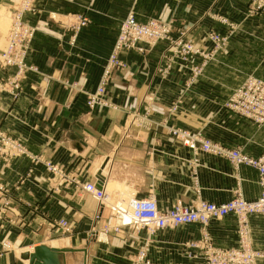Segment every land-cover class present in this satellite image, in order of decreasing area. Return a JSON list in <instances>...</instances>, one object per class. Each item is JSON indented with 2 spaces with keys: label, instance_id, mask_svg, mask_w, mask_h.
Returning <instances> with one entry per match:
<instances>
[{
  "label": "crops",
  "instance_id": "obj_1",
  "mask_svg": "<svg viewBox=\"0 0 264 264\" xmlns=\"http://www.w3.org/2000/svg\"><path fill=\"white\" fill-rule=\"evenodd\" d=\"M18 1L0 0V49L5 42L2 11ZM246 2L37 0V10L27 13L25 19L37 27L27 62L38 71L26 73L17 98L0 92V130L20 139L41 161L0 158V182L4 186L0 199L5 196L10 201L0 228V264H28L20 254L42 244L69 249L64 254L65 264H131L146 231L126 229L109 240L92 239L93 217L100 205L80 184L95 182L114 201L153 193L160 209L196 199L188 165L195 157L192 150L179 140L165 138L164 133L145 132V128L129 124V114L144 111L147 106L159 120L170 105L182 98V106L173 112L175 116H188V125L182 127L192 131L201 127L206 136L229 147L236 146V140L229 138L230 131L235 130L241 138L251 139L252 143L245 146L246 153H263L264 126L258 128L251 120L222 107L230 94L229 86L233 90L251 73L264 79V13L245 18ZM211 9L219 16L238 20V26L231 32V27L208 13ZM131 10L142 22L151 18L172 20L179 31H187L188 39L206 49L212 47L205 36L213 27L223 34L231 32V36L215 62L211 61L203 76L188 89L185 85L191 72L184 66L175 64L166 76L158 72L165 63V44L145 53L122 51L124 67L114 72L105 92L113 107L89 110L88 93L99 86L121 23ZM51 11L88 14L91 23L71 43L73 32L54 21ZM15 71L0 68V75ZM230 71L234 74L231 80ZM212 83L220 89L207 90V84ZM195 116L211 120L200 122L198 127ZM175 124L181 126L178 121ZM198 157L203 163L200 185L204 199L223 203L232 199L237 190L250 201L261 195L255 168L245 164L236 167L226 157L209 153ZM42 160L65 169L72 181L59 184ZM61 219L73 226V232L67 234L58 226ZM249 226L254 248L264 250V215H252ZM208 229L216 245L235 246L238 242L233 215L212 220ZM201 231V225L194 223L159 230L147 250L151 264L196 261L187 253L198 255L197 261H201L202 252L187 247L201 237ZM5 241L20 247V252L4 251ZM257 264H264V258Z\"/></svg>",
  "mask_w": 264,
  "mask_h": 264
},
{
  "label": "built area",
  "instance_id": "obj_2",
  "mask_svg": "<svg viewBox=\"0 0 264 264\" xmlns=\"http://www.w3.org/2000/svg\"><path fill=\"white\" fill-rule=\"evenodd\" d=\"M35 0H21L18 10L11 13V24L8 34V45L5 51L0 55V59L9 64L16 65L23 70L25 59L31 41L35 35V27L24 21L23 15L25 12L32 11ZM259 8L264 9V0H258ZM56 17V13H52ZM90 19L87 16H75L71 25L78 32L81 28L89 25ZM172 30V25L166 21L151 19L146 22H141L137 18L135 11H130L122 21L118 37L114 49L107 62L105 72L100 80V84L96 93L91 95L89 105L95 107L97 105H108L103 99L106 91V86L111 76V71L114 67L124 66L119 59V53L123 49L138 50L140 52L147 51V45H155L159 40L169 38ZM211 38L220 46L225 43L226 38L220 34L211 33ZM182 45L186 54L194 51L192 44ZM15 88L19 87L16 82ZM4 88V83L0 80V90ZM229 106L248 117L255 122H264V81L251 77L244 84L236 88L229 99ZM183 137L189 145L197 149L199 146L206 151L217 152L228 157L235 165L246 164L255 168L260 176V185L262 192L260 197L255 201H247L241 195L232 201L215 204L211 202H201L196 208H184L178 206L172 210L160 211L156 199L154 197L146 199L130 198L128 203L118 202L111 204L114 214L118 217L121 227L132 225H146L152 231L169 226H174L179 223L199 222L207 224L212 218H222L229 214H234L238 221L239 230V247L216 248L210 245V262L207 264H255L258 257H264V253L253 250L250 241L247 237L249 217L253 214H264V153L258 158L248 157L240 151L223 149L216 146L210 141L197 140L184 133ZM25 150L19 141L8 136L0 134V155L3 157L17 156L24 153ZM47 167L52 172L59 175L63 182L71 181V178L61 169L51 163H47ZM76 183L79 184L77 180ZM83 188L92 196L104 202L109 195L104 190H100L94 183H87ZM107 201V200H106ZM6 202L0 205V216L2 211L6 209ZM101 216L98 213L96 218ZM60 225L69 231L70 228L65 220L60 221ZM208 241V240H207ZM145 254L142 252L136 264L144 262Z\"/></svg>",
  "mask_w": 264,
  "mask_h": 264
},
{
  "label": "rangeland",
  "instance_id": "obj_3",
  "mask_svg": "<svg viewBox=\"0 0 264 264\" xmlns=\"http://www.w3.org/2000/svg\"><path fill=\"white\" fill-rule=\"evenodd\" d=\"M36 2H37V0H35V2H34L33 10L25 12L24 15H23L24 21L27 22L28 24L32 25L33 27H35V35H36V32H37V27L34 24H32L29 21H27L25 19V15L27 13L35 12L37 10ZM20 4H21V0H19L17 3L14 2V4H12L10 6L4 7V9L2 11L3 17H2L1 20H2V24H3V30H4L3 34H4V37H5V40H4L5 42H4L3 47L0 49V55L5 51V49L7 48V45H8V34H9V29H10V24H11V13L15 12L16 10H18L19 7H20ZM245 5L246 6L243 9V15H244L245 18H251V17L256 16V15H258L260 13H264V9L259 8L258 0H247ZM131 11H133V10H131ZM52 13H56L57 16L53 17ZM208 13L210 15H212L213 17H215L216 19L218 18V20L221 21L223 24H226L227 26L231 27L232 28L231 32H232V30H234V28H236L238 26V23H237L238 20H230L228 18L219 16V14L215 13L213 9L208 10ZM49 15L54 21L59 22L62 26H64L65 28H69L73 32L71 43L75 42L77 37H78L79 32L83 28L88 26L87 25V26L81 28L78 32H76L72 28L73 25H71V23L74 20L75 16H79V15L87 16L90 19V23H91V18H90V16L88 14H81V13H79V14H68V13L61 14V13H58L56 11H51L49 13ZM151 19H157V18H151ZM151 19H149V20H151ZM157 20H162V19H157ZM162 21H166V22H168V23H170L172 25V30H171V33L169 35V38L161 39L155 45H147L146 46L147 51H145V52H148V51L150 52L152 49L156 48V46L158 44H165V49H164V52H163V55H164L163 58H164V62L165 63L163 64V66L158 67V72L161 75L166 76L171 71V69L174 67L175 64H179L181 66H184L185 68L189 69L190 72H191L190 73L191 76H190V79L188 81L189 83L187 82V84L185 85V88L188 89L187 86H189V84H191L194 80L196 81L200 77L203 76L206 66L211 61H214V60L217 59V55L228 44L229 38L231 36L230 35L231 32L223 34V33H220L219 31L215 30L216 29L215 27H213L214 29H212L210 31H207V34H206L205 38L207 37V40L208 39L210 40V42L212 44V47H211V49H206L205 47L201 46L199 43L193 42L192 39H188L187 31L184 30V29L179 31V29L176 28V26L174 25V22L172 20H162ZM212 32L220 34L222 37H225L226 38L225 43L220 45V46H217V44L211 38V33ZM35 35H34V38H35ZM117 37H118V35H117ZM34 38L32 39L30 47L28 49L27 56H26V59H25L26 67L23 70H20V68L18 66H16V65H9V64L3 62L0 59V68H15L16 69L15 73H13L11 75H8V74L7 75L6 74L5 75H0V80L4 83V88L2 90H0V92L9 93L13 97L17 98L20 95V91L22 89V81H23V78L25 77L26 73L29 70L38 71L36 66L29 65L28 62H27V59L29 57L30 50H31ZM180 40L185 42L186 44H188V43L192 44L193 47H194V51L190 52L189 54H186L187 52L184 51V48L182 47V45H178V42H180ZM115 43H116V41H115ZM115 43H114V46H115ZM114 46H113V48H112V50H111V52H110V54H109V56L107 58L103 74L105 72V68H106L107 62H108L109 57H110V55H111V53H112V51L114 49ZM124 50L140 52L138 50H132V49H123V50H121V52L124 51ZM121 52L119 53V59L123 62V64H125V62L123 61V59L120 56ZM140 53H143V52H140ZM123 67L124 66L114 67L112 69L111 73H110L111 74L110 78L112 77V75L114 74L115 71H117L119 69H122ZM103 74H102V76H103ZM233 76H234V74L230 71V73H229L230 80H231V78ZM251 77L259 78V79L264 81V79H262L261 77H258V76H256V75L251 73V74L246 76L244 81L239 86L244 84ZM16 82L19 84L18 88L14 87V84ZM200 87H202V89H204L203 88L204 85L203 86L200 85ZM208 87H211L212 90H219L220 89L219 86L216 83H212V85H209V86L207 84V90H208ZM230 87L231 86H229V89H228L230 94L223 101L222 107L226 108L227 110H229V112H232V113H234L236 115H239V116H241V117H243L245 119L251 120L252 122H254L256 124V126H258V128L264 126V122H262V123L255 122L254 120H252V119H250L248 117H245V116L241 115L240 113L236 112L235 110H233L229 106V99H230L231 95L233 94L234 90L236 88H238V87H236L233 90H231ZM96 91H97V89L94 92L88 93L87 103L86 104H87V107H88L89 110H95V109H98L100 107H113V103L110 102L105 97V93L103 95V99L106 102H108V105H97L95 107H91L89 105V101H90L91 95L96 93ZM183 101L184 100L181 98V99L177 100V102H175L172 106L170 105L169 106L170 108L167 110L166 113H164L162 118H159V120H158L157 117L153 116V112H151L152 110L149 108V106H147L144 109V111H137V112L129 114L130 115L129 119H128L129 124H131V125H135L136 124L137 126H139L141 128H145V132H154V134L164 133L165 138H172V139L174 138L176 140H179L180 142H182V144L184 146H186L190 150H192V152H193V154L195 156L193 159H191L188 162V165L190 166V173H191V178H192V183H193L192 186L194 187V189H195V191L197 193L196 199L194 201L190 202V203H187V204L178 203L175 206H173L171 208H168V209H160L159 206H158V209L160 211H164L165 212V211H168V210H172V209H174V208H176L178 206H181V207H184V208H196L201 202H211V203H215V204H223V203L232 201L233 199L239 197L240 195L245 200H247L245 198V196L243 195V193L241 192V190H237L236 194L234 195V197L232 199H230L229 201L223 202V203L212 202V201H209L207 199H204L201 196V190H202L201 188L202 187L200 185V170H201V167L203 166V163L200 161V159L198 157L199 154L200 153H209V154L218 155V156H223V155L219 154L217 152L206 151L203 148H201L200 146L197 149L192 148L189 145V143H187L185 141V139L183 137V134L187 133V134H189V136H191L192 138H195L197 140L210 141L213 144H215L216 146H219V147H221L223 149L240 151L242 154H244V155H246L248 157L258 158V157L263 155L264 151L259 156H252V155L246 153L245 152V146L247 144H249V143L250 144L252 143L250 141L251 139H249V138H247V139L241 138V136L238 135L235 130L230 131V137H229L231 139V141L236 140V146H234V147L226 146V145H224V144H222V143H220L218 141H215L212 138L206 136L204 134V132H203V128L201 129V127H199L201 125L200 122H204L208 118H210V120H211V117L195 116V117H197L196 125L199 128L198 129L196 128V130H194V131L188 129L187 127H182V125H188V121H187L188 116H186L184 114H181L180 116H175V114H173V112L177 109L178 105L182 106ZM176 103H178V104H176ZM175 118H176V121L180 122L181 126H178V125L175 124V122H176L174 120ZM209 123H211V121H207L206 124H209ZM157 124H159V128L157 127ZM0 134L8 136V137H10L12 139H15V140L19 141L20 144L22 145V147L25 150L24 153H21V154H19L17 156L3 157V156L0 155L1 159L8 160L10 158L27 157V158H30V160L35 161V162L41 161V159L38 156L32 154L28 150V148L22 143V141L20 139L15 138L13 136H10L9 134H7L6 132H4L2 130H0ZM237 136H238V138H237ZM239 139H242L241 141H243V142H241ZM223 157H226V156H223ZM226 158L229 159L228 157H226ZM42 161H43L42 163H44V166H45L46 170L48 172L52 173L53 176L56 177V179H57L59 184H62V183L66 184L67 183V182H63L59 178L58 174H56V173L52 172L51 170H49L48 167H47V163H51L52 165L56 166L58 169H61L62 171H64L68 175V172L65 169L61 168L59 165L54 164L52 162H48V161L45 162L44 160H42ZM233 165L236 166V167L240 166V165L237 166L234 163H233ZM241 165H243V164H241ZM29 171H31V169ZM71 181H72V179H71ZM258 181H259V184H260L259 173H258ZM73 182H75V180ZM88 183H94L97 186V184L95 182H88ZM76 184H78V183H76ZM79 184H80V182H79ZM85 184H87V183H85ZM85 184H80V186H82V188H83V185H85ZM260 187H261V185H260ZM2 188H4V186L0 182V191H2ZM97 188H98V186H97ZM98 189H100V188H98ZM100 190H104L105 191V189H103V188H101ZM86 192H88V191H86ZM261 192H262V187H261ZM90 195L92 196V194H90ZM108 197L109 198L106 199L107 201L104 200L103 203L96 199L99 202L100 206H99L98 211L95 213V215L93 217L94 223H93V225L91 227V238L92 239H97V240H100V241H105V240H109L110 236H112L114 234L123 233V231L126 230V229H133V230H136V231L145 230L146 233H147V236L144 239L143 245L140 248H138L137 252L133 255V258L131 259V264H136L138 262V258H139L140 254L142 252H144V254H145V259H144V262H142L141 264H151V260L148 257L147 250H148V246H149L150 242H152L153 237L156 234V232H158L159 230H162V229L171 228V227H175V226L183 225V224H192V223H194V224H200L201 225V230H202L201 231L202 232L201 237L198 240H196L194 242H190V243L187 244V247H189V248H197V249H199L202 252V255H201V258H200L201 261H197L198 258H199L198 255H196V254L194 255L192 253H187V256L189 257V259H196V261H197V262L194 261L191 264H207V263H209L211 257H210V251H209L210 249L208 247L210 245H212L213 248L214 247H216V248H220V247H222V248H226V247H234L235 248L236 247L237 248V247H239V245H238L239 243L238 242H237V244L235 246H219V245H216L214 243V241H213V238L209 234L208 226H209L210 222L212 220H214V219H222L225 216L222 217V218H212V219H210V221L207 224H202V223H199V222L179 223V224L174 225V226H169V227H165V228H161V229H155L153 231L146 225H142V226L132 225V226L121 227L120 221H119L118 217L116 216V214H114L113 206L111 204H115V203H118L120 201L125 202V204H127L130 198H134L136 196L135 195H131V196H128L127 198H125L123 200H115V201H114V199H112V197H110V195ZM150 197H154L156 199V202H157V198H156V196L153 193L149 194L147 197H144V198H139V197H136V198H138V199H146V198H150ZM257 199H255V200H257ZM255 200H252V201H255ZM247 201H250V200H247ZM5 202H6V206H5L6 209L2 211V216H0V228L3 227V226H1V224L6 219V217H7V209L10 206L9 199L7 197L3 196L0 199V205L4 204ZM157 205H158V203H157ZM105 208L107 210L104 212ZM98 213L101 216L99 219L96 218V215ZM229 215L235 216L234 214H229ZM253 215H264V214H253ZM226 216H228V215H226ZM61 220H63V219H61ZM236 220H237V218H236ZM60 221H58L57 224L65 233L69 234V233L73 232L74 228L67 220H65V221L67 222V224H68V226L70 228L69 231H66V228L62 227L60 225ZM237 234H238V241H239L238 221H237ZM247 237H248V239L250 241V245L253 248V250H255L257 252L264 253V250H257L256 248H254L253 241H252V230H251L249 224H248ZM2 245H3L4 251L16 250V252H18V253L20 252V247L16 246L11 241H5V242H3ZM24 252H30V251H24ZM21 254H20V257H21ZM263 258L264 257H258L255 260V264H257L259 259H263Z\"/></svg>",
  "mask_w": 264,
  "mask_h": 264
},
{
  "label": "water",
  "instance_id": "obj_4",
  "mask_svg": "<svg viewBox=\"0 0 264 264\" xmlns=\"http://www.w3.org/2000/svg\"><path fill=\"white\" fill-rule=\"evenodd\" d=\"M67 251L69 249H59L42 244L35 247L32 252H23L21 257L29 264H65L64 254Z\"/></svg>",
  "mask_w": 264,
  "mask_h": 264
}]
</instances>
